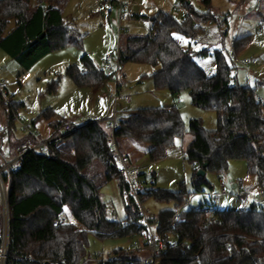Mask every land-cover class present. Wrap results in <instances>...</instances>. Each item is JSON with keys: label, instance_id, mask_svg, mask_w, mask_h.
<instances>
[{"label": "trees", "instance_id": "16d2710c", "mask_svg": "<svg viewBox=\"0 0 264 264\" xmlns=\"http://www.w3.org/2000/svg\"><path fill=\"white\" fill-rule=\"evenodd\" d=\"M69 1L38 0L32 5L30 0H0V49L28 71L50 53L81 47L82 37L64 21L63 12ZM178 1L187 10L183 22L160 13L151 19L148 35L127 37L124 41L120 38L118 47L120 64L158 68L152 75L156 90H169L174 97L186 91L194 107L214 112L217 118L214 131L205 130L201 120L189 122L192 140L184 157L193 168V192L185 186L178 192H139L141 204L147 198H155L175 206L151 220L155 232L165 240L178 236V248L162 254L160 264H264L262 204L234 211L211 206L181 211L193 195L204 193L205 188L213 189L208 174L222 180L232 161L246 162L249 176L264 188V102L255 90L238 84L232 75L235 68L222 52L214 53L216 73L210 77L194 61V56L206 57L208 52L194 54L182 48L175 35L193 41L204 32L203 24L219 20L211 13V0H202L205 12L193 9L187 0ZM249 40H234V58ZM81 60L84 69L72 65L66 70L76 87L98 88L109 78L87 55ZM0 102L3 105L1 95ZM23 106L10 103L6 107L10 123ZM43 116L50 120L53 114L47 111ZM64 123H50L51 138L60 134ZM186 132L176 106L140 109L122 118L114 133L106 122H89L66 136L63 145L54 142L44 151L27 154L11 175L7 264H105L89 257V235L106 241L133 238L145 230L139 225L141 210L130 195L127 179L113 162L116 151L109 144L112 136L117 143L130 139L151 145L147 156L157 162ZM36 140L29 133L14 142V149ZM97 165L100 168L94 171ZM200 170L206 173L205 177L197 175ZM112 181H117L125 203V218L121 221L107 217L102 200V188ZM66 212L73 222L54 228L55 222L67 220ZM177 214L181 220L174 224ZM114 256L121 264H142L136 251L117 250Z\"/></svg>", "mask_w": 264, "mask_h": 264}, {"label": "rangeland", "instance_id": "374dc122", "mask_svg": "<svg viewBox=\"0 0 264 264\" xmlns=\"http://www.w3.org/2000/svg\"><path fill=\"white\" fill-rule=\"evenodd\" d=\"M37 1L30 0L32 5H36ZM129 2L133 15H125L120 20L117 9L111 10L102 0H70L63 12L64 21L74 33L82 37V46L50 53L28 71L23 70L16 60L0 49V86L3 85L8 94V103L5 104L3 100L1 105L0 102V151L10 159L15 152L14 142L21 141L28 135L20 129V119L27 109L34 113L32 120L35 126L31 128L32 134L37 140L46 141L52 137L50 123L54 121L73 123L80 128L89 122H107L114 114L120 121L127 114L140 109L176 106L187 130L184 138L177 140L175 146L160 161L152 162L147 155H142L135 162L130 159L135 163L134 168L139 174L144 175L139 178L140 183L146 181V184L141 185L140 191L162 189L178 192L185 186L188 191L193 192V168L184 157L185 149L192 140V135L188 132L189 122L192 119L201 120L205 130L214 131L217 128L214 112L194 107L186 91L174 97L169 90H156L152 75L158 68L151 65L121 64L122 85L116 99V87L109 78L98 88H78L66 75L67 68L72 65L84 69L81 59L87 54L91 56L90 61L96 68L109 56L113 57L111 62L116 61L120 38L124 41L127 37L148 35L151 19L160 13L169 14L178 22H183L186 18L187 10L178 0ZM187 2L197 11H206L202 0ZM174 4H181L185 12L173 9ZM258 6L260 9H256ZM210 10L218 18V23L203 24L204 32L193 41L181 35H175L176 39L184 50L194 54L208 52L206 57L194 56V61L210 77L216 73L214 53L222 52L234 66L232 75L238 84L255 90L258 98L264 102V0H211ZM242 16L246 18L240 21ZM222 23H225V29L220 28ZM242 37H248L249 44L234 58V40ZM250 58H254L257 65L242 66L241 62ZM125 98L129 101H125ZM10 103L24 105L18 109L13 123L8 120L6 108ZM47 111L53 114L50 120L43 116ZM60 134H63V129ZM99 168L97 165L94 171ZM226 177L231 180L242 179L246 182V188L252 183L254 188L251 191L264 206V188L254 177L249 176L246 162L232 161ZM207 180L213 189L205 188L204 193L193 195L181 211L198 209L201 206L233 211L250 208L251 205L244 207L240 203L237 189L233 192L227 187L228 194L223 196L219 179L208 174ZM101 194L107 217L110 220L124 219L125 203L117 181L104 186ZM251 196L252 193L249 199ZM174 207L173 203H163L155 198H147L142 203L146 215L156 220L162 211L172 210ZM65 216L67 223L73 222L68 212ZM138 241L140 239L134 237L100 241L89 235L87 252L92 261L109 260L117 250L134 251L132 245Z\"/></svg>", "mask_w": 264, "mask_h": 264}, {"label": "built area", "instance_id": "2783aa9c", "mask_svg": "<svg viewBox=\"0 0 264 264\" xmlns=\"http://www.w3.org/2000/svg\"><path fill=\"white\" fill-rule=\"evenodd\" d=\"M104 5H109L110 9H117L119 13L120 20L123 17L133 15L131 5L129 0H102ZM173 9L180 12H185L181 4H174ZM256 9H260L259 6ZM187 15V13H186ZM246 16L239 18L240 21H243ZM221 29H225V23H222L220 26ZM262 32V29L259 30ZM87 58H90V55H87ZM113 59L112 56H109L101 62L99 67L100 70L105 73L108 72L109 79L115 84L116 92L115 99L119 95V85L121 83V71L122 67L119 62V53L117 54L116 61L111 62ZM242 66L247 67L250 64L252 66L257 65V61L254 58L244 59L241 62ZM0 95L4 98V103H8V94L3 85L0 86ZM125 101H128V98H125ZM34 113L31 110H25L23 118L20 119V129L24 133H32L31 128L33 126V117ZM108 123L112 131L119 127V121L115 116H113ZM63 134H59L54 138H50L46 141L36 140L35 142L27 141L21 143L15 148V152L12 157L9 159L0 151V264H7L8 261V251H9V240H10V191H11V175L12 171L17 168L19 162L29 153L44 151L47 146L51 143L61 144L64 142V138L68 135L75 133L78 130V127L73 123L66 122L63 126ZM110 146L116 151L113 156V162L121 171L129 184L130 195L133 196L140 207V226L145 230L140 236L134 238L140 239V241L135 242L132 245L134 251L138 252L141 257L142 264H160V256L165 254L169 249L178 248V236L174 234L171 240H165L163 237L159 236L155 232V226L151 223L152 218L147 216L142 209V204L139 197V192L141 190V183L139 180V172L134 168V165L130 157L126 154H122L118 151L117 141L112 136L110 140ZM237 185L239 186L238 199L240 203L247 207L249 205V195L246 191L243 190L244 181L238 180ZM221 194L224 196L227 195L225 186H221ZM180 215L177 214L174 218V224L180 222ZM66 220L62 219L53 224V227L56 228L62 224H65ZM126 223L123 224V227H126ZM157 226V225H156ZM105 264H121L116 261L115 256H112L109 260H104Z\"/></svg>", "mask_w": 264, "mask_h": 264}, {"label": "crops", "instance_id": "0c3cea01", "mask_svg": "<svg viewBox=\"0 0 264 264\" xmlns=\"http://www.w3.org/2000/svg\"><path fill=\"white\" fill-rule=\"evenodd\" d=\"M132 16V15H131ZM88 55V54H87ZM88 59H91V56L90 58ZM99 69V68H98ZM121 83L119 85V89L121 88ZM120 93V92H119ZM129 101V99H128ZM113 116L116 117V115L114 114ZM110 120V119H108ZM106 120V121H108ZM35 126V123L34 125ZM39 137V136H38ZM49 140V139H48ZM117 146H118V150H120L123 154H126L128 155L131 159L134 160V162L139 158L141 157L142 155H147V153L152 149V146L149 145V144H141V143H138V142H135V141H132L130 139H122L121 141H119L117 143ZM133 161V165L135 164ZM242 180V179H240ZM237 181L238 180H231V179H227V177L225 176L222 180H219V184H220V187L222 185L225 186V189L227 191V187L231 190V191H235L236 189L238 190V193H239V186L237 185ZM114 186V185H113ZM249 187L246 188V182L244 181V187H243V190L244 191H247V193H252V198L249 199V205H260V200L258 197H256V194L251 191V189H253V185L251 183V185H248ZM119 188V187H118ZM114 189V187H113ZM222 191V189H221ZM228 194V193H227ZM248 194V195H250ZM263 205V204H262ZM125 218V217H124ZM124 220V219H122ZM121 221V220H120Z\"/></svg>", "mask_w": 264, "mask_h": 264}, {"label": "water", "instance_id": "95a60500", "mask_svg": "<svg viewBox=\"0 0 264 264\" xmlns=\"http://www.w3.org/2000/svg\"><path fill=\"white\" fill-rule=\"evenodd\" d=\"M190 4V3H188ZM198 176L200 177H205L206 176V173L203 171V170H200L198 173H197Z\"/></svg>", "mask_w": 264, "mask_h": 264}]
</instances>
